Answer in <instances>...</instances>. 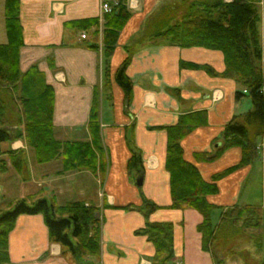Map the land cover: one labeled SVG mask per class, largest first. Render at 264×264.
<instances>
[{"label":"crops","instance_id":"crops-1","mask_svg":"<svg viewBox=\"0 0 264 264\" xmlns=\"http://www.w3.org/2000/svg\"><path fill=\"white\" fill-rule=\"evenodd\" d=\"M103 1L113 0L19 2L24 43L20 68L25 72L37 65L52 86L55 137L89 140L90 108L94 95L98 96L103 154L96 172L58 173L61 161L39 163L24 138L3 142L4 153L0 155L1 177L2 173L14 174L21 181V193L16 198L37 195L59 204L82 201L99 207L100 254L76 260L69 252L64 253L59 243L49 240L41 214H23L8 237L7 264H152L154 246L138 233L147 222L173 225L174 255L166 264H216L214 251L202 248L198 230L202 214L193 208L170 207L169 173L165 168L167 127L186 113L203 110L207 114V123L193 129L180 143L184 159L198 168L204 180H215L218 186V192L208 196L220 207L212 212L213 227L228 207H259L252 203L259 200L252 185L264 184V135L256 138L257 156L251 164L215 179L216 174L237 164L241 157L239 147L213 157L222 146L225 124L240 114L236 97L239 88L230 78L180 65L181 61L208 64L221 73L225 66L220 51L182 48L168 38H153L147 33L159 24L180 18L181 0H126L131 15L119 32L110 57V76L103 87ZM89 18H97L96 25L80 28L68 23ZM3 23L0 44L7 42L4 10ZM260 29L263 33L262 24ZM126 57L130 58L126 74L132 83L129 96L115 81V72ZM132 150L142 155L144 168L137 178L126 167ZM20 152L26 162L17 159ZM1 160L5 161L4 172ZM15 165L23 172L19 173ZM142 197L159 208L148 216L126 208L139 206ZM8 203L5 201L1 208Z\"/></svg>","mask_w":264,"mask_h":264},{"label":"trees","instance_id":"trees-1","mask_svg":"<svg viewBox=\"0 0 264 264\" xmlns=\"http://www.w3.org/2000/svg\"><path fill=\"white\" fill-rule=\"evenodd\" d=\"M20 0H4L5 29L7 42L0 44V155L3 142L24 138L39 163L61 161L58 173L89 170L96 172L103 154L100 137L99 101L94 95L88 119L89 140H60L54 135L53 109L54 90L46 82L44 73L37 65L23 72L20 68V49L23 46L22 28L19 21ZM182 13L179 19L153 27L147 33L153 38L165 37L182 47H203L220 51L224 70L217 73L208 64L181 61V67L205 70L234 80L245 90L236 92V97L247 94L252 108L234 115L224 126L222 146L213 157L227 149L239 147L241 157L237 164L215 175L220 178L227 172L247 166L257 156L256 138L264 135V0H181ZM131 13L126 0L110 13L104 14L102 37L103 87L110 76V57L118 35ZM97 18L68 22L70 25L87 28L96 25ZM263 25V33L260 29ZM97 47V46H93ZM126 57L115 72V81L129 96L132 83L126 74L129 64ZM207 123L205 111L183 114L178 121L167 127L165 168L169 173L172 208H193L202 214L198 230L202 234V248L213 251L219 235L235 238L242 226H258L262 223L260 207H228L221 212L216 227L211 215L219 206L208 200L218 192L215 180L203 179L198 168L184 159L181 140L196 127ZM9 153L11 151H8ZM19 161L22 159L20 152ZM26 162V161H25ZM15 163V161H14ZM1 171L5 161L1 160ZM19 173L23 169L15 165ZM127 171L137 178L143 172L142 155L132 150L127 161ZM101 171H103L101 167ZM100 171V172H101ZM23 179L27 176L23 174ZM148 216L159 206L142 197L139 206L127 205ZM99 207L82 201L62 204L54 199L28 195L9 202L0 208V264L9 263L8 237L20 215L41 214L49 240L59 243L63 252H69L76 260L100 254ZM173 225L170 222H147L138 233L147 237L154 246L152 264H166L174 255ZM216 264H223V257L215 253Z\"/></svg>","mask_w":264,"mask_h":264},{"label":"rangeland","instance_id":"rangeland-1","mask_svg":"<svg viewBox=\"0 0 264 264\" xmlns=\"http://www.w3.org/2000/svg\"><path fill=\"white\" fill-rule=\"evenodd\" d=\"M3 10L4 0H0V41L4 36ZM238 88L243 92L244 89L239 84ZM251 108L252 103L247 94L238 97V113L243 114ZM20 182L17 175H0V208L5 201L8 203L18 199L16 197L21 193ZM252 190L259 194V200H253L252 203L260 207L262 223L258 226H242L241 232H238L240 234L231 239L219 232L213 251L218 257H223V264H264V184L252 185Z\"/></svg>","mask_w":264,"mask_h":264},{"label":"built area","instance_id":"built-area-1","mask_svg":"<svg viewBox=\"0 0 264 264\" xmlns=\"http://www.w3.org/2000/svg\"><path fill=\"white\" fill-rule=\"evenodd\" d=\"M118 4V0H114L112 3L103 2L101 5L102 13H109L112 11L113 6ZM85 35H82L84 37Z\"/></svg>","mask_w":264,"mask_h":264},{"label":"water","instance_id":"water-1","mask_svg":"<svg viewBox=\"0 0 264 264\" xmlns=\"http://www.w3.org/2000/svg\"><path fill=\"white\" fill-rule=\"evenodd\" d=\"M137 184L141 185V180L140 179L137 180Z\"/></svg>","mask_w":264,"mask_h":264}]
</instances>
